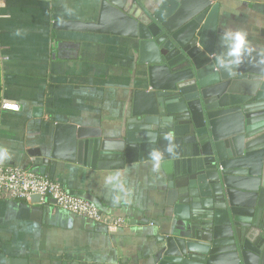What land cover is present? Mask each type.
Wrapping results in <instances>:
<instances>
[{
	"label": "water",
	"instance_id": "1",
	"mask_svg": "<svg viewBox=\"0 0 264 264\" xmlns=\"http://www.w3.org/2000/svg\"><path fill=\"white\" fill-rule=\"evenodd\" d=\"M215 9L208 0H163L156 8L102 0L94 21L53 23L137 42L146 81L134 91L124 135L56 123L50 156L108 169L163 153L158 169L175 223L145 264H264V52L248 48L239 65L220 69L225 28ZM165 136L173 138L171 153Z\"/></svg>",
	"mask_w": 264,
	"mask_h": 264
},
{
	"label": "crops",
	"instance_id": "2",
	"mask_svg": "<svg viewBox=\"0 0 264 264\" xmlns=\"http://www.w3.org/2000/svg\"><path fill=\"white\" fill-rule=\"evenodd\" d=\"M101 1L0 0V100L18 105L0 108V148L10 155L4 163L45 174L126 223L107 227L49 198L0 199V264H145L157 237L175 223L166 176L151 160L98 169L50 156L56 123L122 137L134 91L145 85L136 40L53 27L94 21ZM139 1L156 8L163 0ZM208 1L218 26L245 31L248 48L264 52V0ZM116 170L126 194L104 185Z\"/></svg>",
	"mask_w": 264,
	"mask_h": 264
},
{
	"label": "built area",
	"instance_id": "3",
	"mask_svg": "<svg viewBox=\"0 0 264 264\" xmlns=\"http://www.w3.org/2000/svg\"><path fill=\"white\" fill-rule=\"evenodd\" d=\"M0 108L17 110L18 105L0 102ZM33 195H38L41 201L49 198L58 208L102 222L107 227H119L126 223L125 218L101 211L95 203L69 193L61 183L46 175L0 160V199H29Z\"/></svg>",
	"mask_w": 264,
	"mask_h": 264
},
{
	"label": "clouds",
	"instance_id": "4",
	"mask_svg": "<svg viewBox=\"0 0 264 264\" xmlns=\"http://www.w3.org/2000/svg\"><path fill=\"white\" fill-rule=\"evenodd\" d=\"M17 35H20V30H17ZM221 44L225 48V51L215 56L216 65L224 70L228 71L230 68L237 66L241 63L242 57L248 53V40L247 33L240 29L225 28L221 33ZM165 140L169 143L166 145L165 151L171 153L174 150L173 138L171 136H165ZM10 158V155L5 148H0V160ZM149 159L153 162L154 167H158L163 159V153L154 149L149 153ZM124 174L119 171H113L105 175L104 185L112 192L120 194L127 193L126 181L123 178ZM119 199V196L114 197V201Z\"/></svg>",
	"mask_w": 264,
	"mask_h": 264
},
{
	"label": "trees",
	"instance_id": "5",
	"mask_svg": "<svg viewBox=\"0 0 264 264\" xmlns=\"http://www.w3.org/2000/svg\"><path fill=\"white\" fill-rule=\"evenodd\" d=\"M45 175V174H44Z\"/></svg>",
	"mask_w": 264,
	"mask_h": 264
}]
</instances>
